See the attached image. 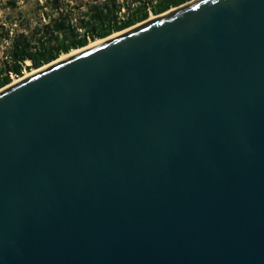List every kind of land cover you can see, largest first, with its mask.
Returning a JSON list of instances; mask_svg holds the SVG:
<instances>
[{
    "label": "water",
    "instance_id": "95a60500",
    "mask_svg": "<svg viewBox=\"0 0 264 264\" xmlns=\"http://www.w3.org/2000/svg\"><path fill=\"white\" fill-rule=\"evenodd\" d=\"M3 88L0 264H264V0H192Z\"/></svg>",
    "mask_w": 264,
    "mask_h": 264
},
{
    "label": "trees",
    "instance_id": "16d2710c",
    "mask_svg": "<svg viewBox=\"0 0 264 264\" xmlns=\"http://www.w3.org/2000/svg\"><path fill=\"white\" fill-rule=\"evenodd\" d=\"M37 1L34 9L40 18L33 26L29 19L19 20L18 27L22 30L11 37L10 30L1 28L8 48L0 60V89L9 85L12 76L20 77L23 71L38 69L61 54L83 48L145 21L150 14L160 15L190 0H131L130 4L127 0ZM7 3L16 6V2Z\"/></svg>",
    "mask_w": 264,
    "mask_h": 264
},
{
    "label": "rangeland",
    "instance_id": "374dc122",
    "mask_svg": "<svg viewBox=\"0 0 264 264\" xmlns=\"http://www.w3.org/2000/svg\"><path fill=\"white\" fill-rule=\"evenodd\" d=\"M41 1L42 0H39V2H41ZM190 1H192V0H190ZM190 1H188V2H190ZM7 2H16V6L11 7V6H9V4ZM35 2H38V1L37 0H0V60H2L4 58L5 52L7 51V48H8L7 40L2 38L3 35L1 34V32H3V34H4V30H2L1 28L5 29V30H10V37H11L16 33H20L22 30L20 27H18L19 20H23V19L28 20L29 19L31 26H33L34 23L36 22V20L38 18H40V15H39L40 13L34 9ZM65 2H67V1H65ZM70 2H75V1H70ZM188 2H186V3H188ZM130 3H131V0H127V4H130ZM186 3H184V4H186ZM180 6H182V5H180ZM173 9H175V8H171L169 10H173ZM164 13H162V14H164ZM162 14H160V15H162ZM160 15L150 14L149 17L143 22H146V21H148V19L153 18V17L155 18V17L160 16ZM143 22L137 23L131 27L142 24ZM114 34H116V33H113L112 35H114ZM95 41H93V42H95ZM91 43L92 42L88 43V45H90ZM88 45H86V46H88ZM70 52H72V51H70ZM62 55L63 54H61L56 60H54L50 64L58 61ZM27 64L29 65L30 63L27 62ZM47 65H49V64L43 65L41 68H43ZM41 68H39V69H41ZM39 69H31L30 71H23V74L20 77L12 76V79H11V82L9 83V85L17 82L18 80L28 76L29 74H31V73L39 70ZM9 85H7V86H9Z\"/></svg>",
    "mask_w": 264,
    "mask_h": 264
},
{
    "label": "bare ground",
    "instance_id": "6f19581e",
    "mask_svg": "<svg viewBox=\"0 0 264 264\" xmlns=\"http://www.w3.org/2000/svg\"><path fill=\"white\" fill-rule=\"evenodd\" d=\"M169 11H171V10H169ZM169 11H167V12H169ZM167 12H165V13H167ZM154 18V17H153ZM153 18H150V19H148V20H151V19H153ZM135 27V26H134ZM130 28H132V27H130ZM130 28H128V29H130ZM128 29H125V30H128ZM125 30H122V31H120V32H118V33H121V32H123V31H125ZM118 33H116V34H118ZM116 34H114V35H116ZM114 35H111V36H114ZM111 36H108V37H106V38H103V39H98V40H96L95 42H92L90 45H88V46H91V45H93V44H95V43H97V42H100V41H102V40H105V39H107V38H109V37H111ZM88 46H86V47H88ZM86 47H84V48H86ZM84 48H80V49H75V50H72V52H70V53H68V54H63L61 57H60V59H62V58H64V57H66V56H68V55H70V54H73V53H75V52H77V51H79V50H82V49H84ZM59 59V60H60ZM6 88V87H5ZM4 89V88H3ZM0 90H2V89H0Z\"/></svg>",
    "mask_w": 264,
    "mask_h": 264
}]
</instances>
